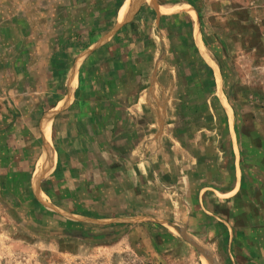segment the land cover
<instances>
[{"label": "crops", "instance_id": "1", "mask_svg": "<svg viewBox=\"0 0 264 264\" xmlns=\"http://www.w3.org/2000/svg\"><path fill=\"white\" fill-rule=\"evenodd\" d=\"M62 6L0 0V169L78 213L123 212L167 186L171 223L222 244L220 264H264V222L246 212L238 163L220 156L223 128L186 112L158 43L123 23L129 0H72L76 18Z\"/></svg>", "mask_w": 264, "mask_h": 264}, {"label": "rangeland", "instance_id": "2", "mask_svg": "<svg viewBox=\"0 0 264 264\" xmlns=\"http://www.w3.org/2000/svg\"><path fill=\"white\" fill-rule=\"evenodd\" d=\"M59 1L76 18L80 7ZM129 3L123 23L158 43L162 74L170 67L169 88L183 93L194 122L215 121L223 128L220 156L238 163L253 192L246 212L264 222V0ZM175 4L182 8L161 10ZM98 20L120 22L115 16ZM5 172L0 169V264H210L185 239V226L171 223L167 186L145 192L141 206L123 212L114 206L99 214L78 213L59 204L57 193L45 185L38 184L41 195ZM196 242L213 251L214 264H220L222 244Z\"/></svg>", "mask_w": 264, "mask_h": 264}, {"label": "water", "instance_id": "3", "mask_svg": "<svg viewBox=\"0 0 264 264\" xmlns=\"http://www.w3.org/2000/svg\"><path fill=\"white\" fill-rule=\"evenodd\" d=\"M184 235H185V237H187V238H188L189 240H191L192 242L197 243L196 241H193L192 239H190V238L187 236V233H185ZM196 245L199 247V249L202 250V247H201L200 245H198V244H196ZM202 251H204V252L207 253V251H206L205 249H203Z\"/></svg>", "mask_w": 264, "mask_h": 264}]
</instances>
